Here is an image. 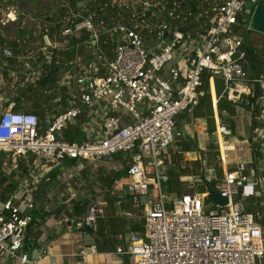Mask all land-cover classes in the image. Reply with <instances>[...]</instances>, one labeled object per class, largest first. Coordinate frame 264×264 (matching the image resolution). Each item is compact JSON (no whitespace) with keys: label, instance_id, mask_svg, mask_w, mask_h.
<instances>
[{"label":"built area","instance_id":"built-area-1","mask_svg":"<svg viewBox=\"0 0 264 264\" xmlns=\"http://www.w3.org/2000/svg\"><path fill=\"white\" fill-rule=\"evenodd\" d=\"M244 1L220 0L195 14L186 11L188 17L196 18L192 29L180 22L179 0H158L154 4L140 0L141 11L132 12L128 23L118 21L113 28L103 24L98 30L95 26H101L91 16L67 13L57 20L63 22L58 33L61 42L53 41L49 47V36L42 35L46 40L34 50L42 59L37 66L32 64L33 55H22L20 43L21 55L12 51L11 44L0 49V70L21 64L22 68L12 69L11 75L16 77L17 72L27 83L41 77L44 62L59 63L52 59L55 50L66 55L69 50L76 53L74 59L67 55L68 68L55 70L61 85H73L76 91L68 89L66 106L57 109L44 126L34 112L14 110L15 101L0 100V170L17 179L14 189L0 197V262L35 264L24 250L23 240L28 226L37 220L35 211H41L37 207L43 199L39 197V203H35V190L44 194L41 188L50 170L65 159L92 162L122 153L126 159V191L142 198L146 206L141 216L142 235L129 232L127 243L116 252L127 253L132 264H264V225L258 209L264 206V163L252 157L248 163L240 161L227 167L228 153L234 149H229L231 130L222 121L215 124V158L222 175L214 186L227 198L226 203L211 209L213 202L205 198L210 197L209 192L169 196L163 186L168 180L163 168L167 149L182 135L175 128V117L199 104L204 72L209 81L218 77L222 82L220 93L214 94V99L210 95L214 107L220 98L251 111L257 107L255 132L264 144V97L256 89L264 76L248 79L242 65L244 35L230 32L244 10ZM146 10L150 11L148 15ZM100 32H113L109 54L99 44ZM83 33L87 36L81 39ZM61 43L67 47L58 45ZM86 43L91 48L89 54L80 50ZM101 103L105 115L95 136L87 134L71 140L62 135L77 118L91 119L94 106ZM219 136L225 144L224 156ZM175 149L180 152L181 145ZM76 167L70 165L62 183L56 186L58 195L55 193L46 203L62 216L65 205L61 203L67 202L63 198L76 197L70 185ZM147 194L150 197L145 200ZM236 194L238 198H234ZM255 196L259 204L249 210L244 200ZM101 212L98 205L91 206L77 225L87 223L91 231L95 230L96 216ZM85 235V243L77 252L81 259L96 249L93 237Z\"/></svg>","mask_w":264,"mask_h":264},{"label":"crops","instance_id":"crops-1","mask_svg":"<svg viewBox=\"0 0 264 264\" xmlns=\"http://www.w3.org/2000/svg\"><path fill=\"white\" fill-rule=\"evenodd\" d=\"M249 31L252 30L247 29L246 31L250 36V42L248 44H245L244 46L250 47L251 52H253L254 54L255 62L252 64L253 69H251L249 66V62L251 61L248 60V58L246 59V61L242 62V65L248 79H251L256 76H264V66H257L260 62H264V44H255L253 42H264V34L256 32L252 35L249 33ZM214 78L219 80L218 88L221 91L223 87L221 79H219L218 77ZM214 78H212L208 83L210 95L211 90H213L215 94H218V92L216 91L217 87L215 86ZM51 88H53V86ZM60 88L65 89L66 87L61 85ZM257 88L259 89L260 95L264 97V79L262 84L258 85ZM47 90L50 89L47 88ZM41 91L44 92V90ZM66 95L67 93L65 94V97ZM56 97L57 95L52 98L53 100L51 98L45 97L43 100L44 102L41 103V106L44 107V114H47L39 122L41 126L45 125V123L49 120V117L55 114L57 109H62V105L66 104L65 98L62 104L60 103V100L63 99V96L60 100H57ZM228 103H230L228 105L229 108L232 109V102L228 101ZM41 106L38 105L36 107L40 109L42 108ZM197 108L199 109L200 107L189 108L188 110H185L181 113L183 115L192 114L196 120H202V122L198 121L197 124L198 127H202V130H200L199 132L203 136L204 134H208L206 121L204 122L203 118L195 115V112L198 111ZM211 108L214 122V130L211 134L215 137L213 141V156L215 157L214 152H216L217 146L215 124L216 120H218L222 121L227 127H229L231 133L234 131L239 137L236 138L232 136L229 138V143L232 144L231 149L234 150L229 152L233 153L232 155L230 154L229 156L228 153L229 157H227V161L229 158L230 163H228L227 167H232L235 163L240 161H246L248 163L252 159V157L257 158L259 161H262L264 163V144H261L260 135L256 134L255 132V128L259 123L258 116L255 115L252 117L251 110L249 108L239 107L233 103L232 112L227 113L228 123H226L223 121V115H221L225 113V110L217 108V104H215V107L213 106V104H211ZM33 109L34 108L29 110L32 111ZM189 110L192 111L189 112ZM104 115L105 105L103 103L95 105L92 111L91 119L82 120L80 118H77L74 124L69 125L62 131V135L67 139H71L65 135V131L70 130L73 136L72 139L82 138L87 134L90 137L95 136V132L99 128ZM252 120L255 123L254 125H252ZM177 123V117H175V128L179 129L182 135L179 138V141L174 144L178 145L179 142L181 144L187 141L189 149L184 150L183 146L181 145V148L183 150H180V152L177 153L176 151L174 152V148L176 146L173 145V148L169 152L167 149V158L163 163V168L167 172V174L169 171H173L177 174V181L179 182L176 187L178 188L180 184L188 183V180H190V177H192L193 175H199L198 177H200V172L203 178L207 181L209 179L216 178L215 175L210 174L211 172L213 173L215 168L214 164L212 163H209V165H206L204 163L201 164L198 175L194 174L196 170L192 169L191 167H186L181 164L179 165L178 163L177 166V164L174 163L177 161L176 159L180 157V153L182 152L183 154H186L187 159H196V152H199V156L202 151L204 152L206 145L211 146L210 143H204L203 139L200 140V142L204 145H200L199 141L197 143L196 140L191 138L192 135H189L190 131H187V133H185V130L190 127V119H187L182 126H177ZM182 137H186L183 142H181ZM236 148L239 151L241 150L243 154L236 153ZM169 156H173V159L175 161L173 162L172 160H170ZM243 157L245 158V160H242ZM217 163L220 167V172L222 175V168L220 166V163ZM71 164H73L71 160L65 159L60 164V166L55 167L53 170H50L48 172V176H52L51 179H53V184H47L44 194L42 196L41 194L38 195L40 196L41 200L43 199L37 207V210H41L40 215H38V213H36L35 211L34 215L37 216V220L32 222L28 226L25 235L26 241H28L29 239L31 240L34 236H36V234H39V237L35 240L37 245L28 249L29 255L31 254L32 249H38L40 244L42 242H45L44 250L41 255L37 259H35V264H132L130 256L126 257V253L120 254L116 252V248H123L125 246L128 241L129 232L135 233L139 236L142 235L141 216L142 212L145 209L146 201H143L142 198L126 191L125 183L127 179L125 178L124 174L126 164L125 157L122 153H116L97 161H78L77 167L74 170L75 174L72 177V183H70L71 187L76 192V197L71 198L70 200L63 198V200L67 202L61 203L62 207H64L65 205L63 213L64 219H62L63 216L59 215L60 212L58 211V209H51L47 206L46 203L51 202V200L55 196V193L58 195L59 192H56V190H58L56 186L62 183L64 176L66 175L65 172L69 171V167ZM174 165L177 167H174ZM57 169L59 170L57 171ZM204 171L206 172L207 177L206 175H203ZM200 179L201 177L197 180L200 181ZM163 186L169 196L176 194L167 190L166 182L163 184ZM193 187L194 184L188 185L189 192L194 191ZM149 197V194H147L144 199L147 200ZM43 201L45 204L43 203ZM75 204H77L78 207L83 210V212L81 213L82 215L91 206L98 205L101 208V214L96 216L95 230L87 231L83 229L82 224L84 223H82L80 226H78L77 223L75 226L67 224L68 220H79V218H77V214H75ZM46 212L48 214L45 217ZM85 233H89L93 237V242L96 249L94 253L88 254L85 259H81L77 252L83 247L85 243Z\"/></svg>","mask_w":264,"mask_h":264},{"label":"rangeland","instance_id":"rangeland-1","mask_svg":"<svg viewBox=\"0 0 264 264\" xmlns=\"http://www.w3.org/2000/svg\"><path fill=\"white\" fill-rule=\"evenodd\" d=\"M62 0H58V2H60ZM113 3H117L119 5L120 8L126 6V5H130V11L131 13L132 12H136V8L137 6L139 5L140 3V0H111ZM158 0H148V2H151L152 4H154L155 2H157ZM202 1H205V0H199V3L202 2ZM86 0H84V3L80 6L82 7L84 4H85ZM64 3L66 4V1H64ZM22 6V5H21ZM22 10H24V14H23V18L21 20H17V14H15L17 11V7L15 6H1L0 7V34L2 37H4L6 39V42H10L11 40H13V34L15 33L16 29L19 27H23L24 25H27L29 27V29L31 30V34L30 36L27 34L25 35L22 39L18 40L20 43L19 46L21 48V51L23 49V53L22 55H33V61H32V64L34 66H37L38 62H41L42 59H38L40 58V56H38V51L36 53H34V50L37 49V45H39L40 42H43L46 40V37L45 38H42L40 37V32H41V29L43 26H46L47 22H44V18H43V15L45 14V12L47 13H53L55 15V13L59 10L58 7L54 6L50 0H27L25 3H24V6H22ZM161 8H158L157 11L155 12V14L157 15L159 13V10ZM242 15V13H241ZM59 17V18H58ZM54 17H52L53 19ZM61 17L60 16H57L56 17V20H59ZM181 22V21H180ZM194 22H196V18H194ZM187 24H189V22H186ZM185 23V25H187ZM95 24L97 25H100L101 27L99 26H95V29H101L103 27V22H95ZM115 25L112 26V28L114 27ZM188 26H191L192 27V24L188 25ZM203 26V25H202ZM47 28V27H46ZM240 31H243L244 30V26H241ZM250 34L253 35V33H256V31H249ZM109 34L112 36L113 35V32H108L107 33V42L108 43H112V41L114 40L113 36L110 38L109 37ZM48 38V43H49V47H51L53 41H55V43H59L61 41H59L60 37L58 34H56L54 37H47ZM250 36L249 34H247V32L245 31L244 33V43L245 44H248L250 42ZM260 40V39H258ZM255 44H264V42H256V41H253ZM58 45H62V47H67V45L61 43V44H58ZM6 47H10L9 44L5 45ZM69 46V45H68ZM57 49V48H55ZM91 48H89V45L88 43H86L85 45H81L80 46V50L81 52H83L84 54H89V52L91 51L90 50ZM95 49V47H94ZM12 51L14 53H17L19 55H21L18 51H20L19 47L18 46H15L14 49L12 48ZM49 51V48L48 50ZM70 56H71V59H74L75 58V54L76 53H72L70 52L69 50V53H68ZM67 54V55H68ZM50 55V54H49ZM53 57L52 59H58L59 63L57 64V69L58 68H68L66 64V62L70 59H67V55L65 54V51H60V50H55V53H53ZM38 56V57H37ZM19 63V62H16V64ZM9 64H12V62H9ZM49 65L47 62H44V65H43V70H42V74H45V72L47 71V68L45 66ZM258 65H261V62L258 64ZM60 66V67H59ZM9 68V70H6V68ZM5 67L4 66V69L2 68L0 70L1 72V81H0V100H13V101H17V104L18 106L20 107V109L22 110H29V109H32V108H36L37 104L39 106H41V103H43L44 101V98H53L54 96H60L62 98L63 96V99L61 100V104L62 102L64 101V98H65V94L68 92V89H71L73 91V93L76 91L75 90V87L73 85H68V88H65V89H61V83L59 81V79L57 78L56 74L54 75V85H53V88H48L51 90L50 94H47L46 93V86L42 85V86H36L35 82H31V83H27V82H23V78H19L21 76V74L19 73H15V76L16 77H13V75H11V72H12V69H15L16 71L18 69H21V64L18 65V66H7ZM41 70V69H40ZM6 73V74H5ZM13 73V72H12ZM29 88V89H27ZM54 89V90H53ZM24 91L25 93L24 94H21V91ZM41 90H44L41 91ZM201 91H202V95H201V98L204 96L205 92L204 89L201 88ZM18 97L19 99L18 100H15V98ZM225 99V98H224ZM53 100V99H52ZM232 102V109H233V101H230ZM230 103H227V102H223L222 106H223V109L225 110V113L221 114L223 115V121L228 123L227 121V116H228V112L229 110H227V107ZM66 106L65 105H62V107L64 108ZM42 107V106H41ZM1 108V107H0ZM196 108V107H195ZM40 109H44V107L40 108ZM198 109V108H197ZM201 109L199 108L198 109V112H201L200 111ZM192 111V110H189V112ZM234 113V112H233ZM232 113V114H233ZM47 114H44V117L46 116ZM177 117V126H182L183 123L187 120V119H190V122L191 124L189 125L190 127L188 129L185 130V133H187V131H190L189 135H192L191 138H193L194 140L200 142V140L203 139V142L204 143H210L211 146L209 145H206L205 147V150L204 152L202 151L199 156H198V153L196 152V159H187V156L186 154L183 152L180 153V157L177 158L176 162H174L175 160L173 159V156H169V159L172 160L174 163H178L179 165H184L186 167H191L192 169L196 170L194 174L198 175L199 173V169L201 167V164H206V165H209V163H212L214 164V171L213 173L211 172L210 174L212 175H215V183H217L221 177V172H220V168H219V165H218V161H216L215 157L213 156V148H214V144H213V141L215 139L214 136H212V132L209 133L207 131L208 134H204L202 136V134L199 132V130L196 128V126L198 125V121H201L202 120H199V119H195L193 117L192 114L190 115H183L182 113L179 115L176 116ZM201 118L204 119V122H205V116L201 115L199 116ZM231 119V118H230ZM193 123H194V126H193ZM197 124V125H196ZM207 126V124H206ZM196 128V130H195ZM178 131H180L179 129H176ZM83 133V132H82ZM72 134V133H71ZM234 134V135H233ZM236 137V138H239L236 133L233 131L232 133H230V135H228V138L230 137ZM186 139V137H182L181 138V142H183L184 140ZM192 140V139H191ZM180 144V142H179ZM200 145H204V144H201V142L199 143ZM173 145L176 146V144L172 143L170 144V146L168 147V152L173 148ZM181 145V144H180ZM183 145V144H182ZM198 145V144H197ZM198 147V146H197ZM198 149V148H197ZM183 149L181 148V151ZM244 150V149H243ZM176 151V149L174 148V152ZM241 151V150H240ZM239 150H237L236 148V153H240V154H243V152L241 151L240 152ZM167 152V153H168ZM172 153V152H170ZM216 153V152H214ZM230 154L232 155L233 153H229V156ZM228 156V157H229ZM167 158V156H166ZM257 159V158H256ZM180 160V162H179ZM242 160H245V158L243 157ZM166 161V159L164 160ZM216 161V162H215ZM74 164H77L78 161H72ZM246 162V161H245ZM228 163H230V160L228 158ZM177 164V166H178ZM10 165H7V167H9ZM174 165V167H177ZM203 168V167H202ZM59 169H57L58 171ZM203 171V169H202ZM121 174V173H119ZM203 175H206L207 177V174L206 172L204 171L203 172ZM4 176L6 177V175L3 174V172L0 170V178ZM199 176V175H198ZM198 176H192L190 177V180H188L189 182L188 183H184V184H180L179 187H178V191L179 192H189V189H188V185H192L194 183H196L197 179H199L200 177ZM203 177V176H201ZM10 181H14L16 182L15 185L17 184V179L16 178H5V181L0 184V192H1V189H5V187H7L8 184H10ZM197 189H200V188H197ZM4 192V191H2ZM6 194V193H5ZM39 191L35 190V195H34V199H35V203H39ZM205 198L208 199V202H213V205H211V209H215V208H219L221 205L218 204L219 202L217 201H214L212 200L211 197L206 196ZM259 201L260 199L255 196V197H251L249 199H246L244 200V204H246L247 208L249 210H254L256 208V206L259 204ZM261 212L264 213V211L261 209ZM47 212L45 214V217L47 216ZM80 220L84 221V214L82 215L81 213L77 215ZM37 224H40V223H37ZM2 264H8L7 262H0Z\"/></svg>","mask_w":264,"mask_h":264},{"label":"trees","instance_id":"trees-1","mask_svg":"<svg viewBox=\"0 0 264 264\" xmlns=\"http://www.w3.org/2000/svg\"><path fill=\"white\" fill-rule=\"evenodd\" d=\"M27 0H0V7L1 6H15L17 7V20H21L23 18V14H24V10H22V6H24V3ZM38 1V0H37ZM64 1H66V4L64 3ZM81 0H62L60 2H58V0H50V2L59 8V10L55 13V15L53 13H47L45 12V14L43 15L44 18V22H47L46 26H43L40 32V37H42V35L47 34L48 36H50L51 38L54 37L56 34L59 33L60 31V27L62 26L63 22H59L56 20L57 16L63 17L65 16L67 13H79L82 16H91L92 20L94 22L97 21H102L105 26L110 27L112 26L114 23L121 21V22H127L129 21V19L131 18V11H130V5H126L122 8L119 7V5L117 3H113L111 0H86L85 4L82 7H78L76 5L77 2H79ZM180 4L182 6V13H181V23L184 22H189V24L185 25V28H189L192 29V27L195 25L194 19L192 18V16L188 17V14L186 11H190L193 14H195L197 11L201 10V9H205L210 7L211 5L214 4H218L220 2V0H205L199 3V0H179ZM262 1L264 3V0H259ZM152 4V3H151ZM22 5V6H21ZM142 8V4L141 2L139 3V5L136 8L137 12H140ZM156 8V7H155ZM244 11V10H243ZM147 15L150 13L149 10H146ZM52 17H54L52 19ZM241 16H239L240 18ZM59 18V17H58ZM238 18V19H239ZM238 19L236 21L235 24H233L231 26L230 32L237 34L239 36H243L245 31H247L246 29V25L245 24H240L238 22ZM175 22H179V21H175ZM209 21L205 20V25H208ZM192 24L191 26H188ZM204 25V26H205ZM244 26V30L240 31V27ZM47 27V28H46ZM29 35L31 34V30L29 29V27L27 25H24L21 28H17L15 33L13 34V40H11L10 42H6V39L4 37L1 36L0 34V49L7 45V44H11L12 46H17L18 45V40L22 39L25 35ZM195 34V33H194ZM87 33H83L81 35V39L86 38ZM72 42L74 41V39L69 38ZM80 39V40H81ZM63 40V38H62ZM103 40H105V43L103 42ZM59 41H61V38L59 39ZM107 42V33H101L100 32V36H99V44L101 45L102 49L106 52V53H110V50L112 48V43H106ZM243 48V47H242ZM245 51V61L248 58V60H250L251 62H249V66L251 69H253V63L255 62V58H254V54L253 52H251V49L249 46L244 47L243 48ZM69 56V54H68ZM8 62H12L11 58L7 59ZM264 62H261V65H257V66H264L263 65ZM245 65V64H244ZM47 68V71L45 72V74H42L41 77L35 82L36 86H46L45 88H51L54 85V75H55V70L57 69V64L54 63V61H52L49 65L45 66ZM208 74L207 73H203L202 75V84L201 87L202 89H204L205 94L204 96L201 98L200 97V101L199 104L196 107H200L201 108V112L196 111L195 115L196 116H205V121L207 124V131L209 133H211L214 130V122H213V113H212V108H211V102H210V94H209V80H208ZM214 83L216 88V91L218 92V94L220 93L218 85H219V80L214 78ZM29 89V88H27ZM256 89H258L256 87ZM25 92L22 90L21 94H24ZM214 92L213 90H211V95L213 97V99L215 98L214 96ZM19 98L16 97L15 100H18ZM223 102H227L224 98H220L217 101V108L219 109H223ZM6 103V102H5ZM5 105V104H4ZM38 106V104H37ZM231 107V105H230ZM232 108V107H231ZM13 109L18 110L20 109V107L17 105V101H15V105L13 107ZM227 110H229V112H232V109L229 108V106L227 107ZM44 110L43 109H38L37 107L34 108L32 110V112H34L38 119L39 122L44 118ZM258 113V109L257 107H254L251 111L252 117L257 115ZM254 121L252 120V125H254ZM65 135L68 138L72 139V134L70 132V130H66L65 131ZM183 144V145H182ZM187 141L181 143V145L183 146L184 150H188L189 147L187 145ZM220 168V167H219ZM202 176L201 172H200V177ZM51 175L48 176V179L46 181L43 182V187L41 188V192L44 193L46 191V186L48 183L53 184V179H51ZM5 178H8L7 176L4 177L2 176L0 178V184H2L5 181ZM221 178V177H220ZM52 181V182H51ZM215 178L214 179H209L208 181L206 179H204L203 177H201L200 181H196V183H194V187L193 190L198 191V192H209L208 188H207V183H211V184H215ZM177 181V174L173 171H169L168 172V180L166 181V188L169 192H174L176 194H181V192L178 191V188L176 187L178 185ZM182 183V182H180ZM15 187V182L14 181H10V184L7 185V187H5V189H1L0 192V197L5 196V193L10 192L12 189H14ZM200 188V189H197ZM4 191V192H2ZM210 194V192H209ZM258 209L261 212V209L264 211V206H258ZM83 210L80 209L78 207L77 204H75V214H80L82 213ZM36 213H38V215H40L39 212L36 211ZM262 213V212H261ZM260 222L262 225H264V213H262V219H260ZM39 237V234H36V236H34L31 240L29 239L28 241H26V237H24L23 240V245L24 248L26 250L27 253L28 249L30 247H35L37 245L36 243V239ZM28 245V246H27Z\"/></svg>","mask_w":264,"mask_h":264},{"label":"water","instance_id":"water-1","mask_svg":"<svg viewBox=\"0 0 264 264\" xmlns=\"http://www.w3.org/2000/svg\"><path fill=\"white\" fill-rule=\"evenodd\" d=\"M84 3V0H81L76 3L78 7H80ZM243 13L242 16L238 19L240 24H245L247 29L260 32L264 34V3L262 1H251L245 0L243 4ZM126 26L125 23H123ZM165 42L168 43V38H165ZM56 182V181H54ZM208 191L210 192V197L212 200L219 202L218 204L223 205L226 203L227 198L220 196L217 192V188L211 184L207 183ZM239 194L234 195V198H238ZM77 223V219H71L67 221V224H71L75 226ZM82 228L91 231L90 227L87 223L82 224ZM45 242H42L38 249L34 248L31 251L30 257L32 259H37L44 250ZM126 257L129 255L126 253Z\"/></svg>","mask_w":264,"mask_h":264},{"label":"bare ground","instance_id":"bare-ground-1","mask_svg":"<svg viewBox=\"0 0 264 264\" xmlns=\"http://www.w3.org/2000/svg\"><path fill=\"white\" fill-rule=\"evenodd\" d=\"M197 129L200 131V130H202V127H198V125H197ZM219 146H220L221 153L224 156V149H226V148H225L224 142L221 139V136H219ZM231 148H232V144L229 143V149H231Z\"/></svg>","mask_w":264,"mask_h":264}]
</instances>
